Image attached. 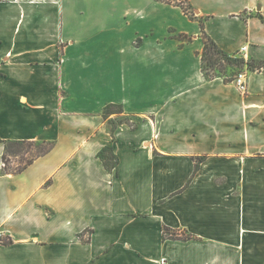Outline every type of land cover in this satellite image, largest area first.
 <instances>
[{"label": "crops", "instance_id": "0c3cea01", "mask_svg": "<svg viewBox=\"0 0 264 264\" xmlns=\"http://www.w3.org/2000/svg\"><path fill=\"white\" fill-rule=\"evenodd\" d=\"M131 3L0 0V264H264V70L202 61L203 31L264 61V0ZM2 139L55 145L13 173Z\"/></svg>", "mask_w": 264, "mask_h": 264}, {"label": "trees", "instance_id": "16d2710c", "mask_svg": "<svg viewBox=\"0 0 264 264\" xmlns=\"http://www.w3.org/2000/svg\"><path fill=\"white\" fill-rule=\"evenodd\" d=\"M166 3L170 4H183V0H160ZM184 7V6H183ZM189 6L184 7L185 11L188 13L189 11ZM201 28L202 31L204 30L203 27V22L201 21ZM202 38L204 40V48L202 51V61H203V70L207 76H211L208 72L205 71L206 66L205 62L210 63L212 66L217 63L215 61V58L213 54H218L220 55L225 61H228L229 63L232 62H241L245 63L247 65V68L250 70H259L263 71L264 70V61L263 60H256V59H251L250 61L244 60V58H238L234 56H230L227 53H225L219 46L209 37L204 31L202 33ZM180 39L182 40H190V37L187 35H180ZM124 112V108L120 104H108L105 106L103 115L105 118H108L111 116L113 113H122ZM122 123V122H120ZM126 123H128L132 128L136 126L135 123L131 122L129 118H127ZM1 140V139H0ZM113 141L115 138L113 137ZM5 150L3 153V163H4V170L5 172H21L23 171L29 164H31L37 157L45 155L51 149L54 147L55 143L53 141H34V140H12V139H5ZM36 147L38 150L35 154H32L31 156H24V152L28 153L30 152L32 147ZM9 157H18L20 158L19 164L16 167H10L9 166ZM99 157L102 159L104 165L109 169L113 170L115 167H117L119 158L115 154L112 145H109L105 147L100 153ZM199 164H196V169L198 168ZM164 235L165 237H170L173 239H181V240H187L192 238L191 235L186 234V233H180L177 230H172L168 227H164ZM1 242L4 244H9L12 241V239H1Z\"/></svg>", "mask_w": 264, "mask_h": 264}, {"label": "rangeland", "instance_id": "374dc122", "mask_svg": "<svg viewBox=\"0 0 264 264\" xmlns=\"http://www.w3.org/2000/svg\"><path fill=\"white\" fill-rule=\"evenodd\" d=\"M108 2H113V5L111 6V8H113V12L115 14H117L116 17L123 19L124 22L130 20V19H135L134 18V13L130 12L128 13V15L126 16L124 14V12L126 11L127 7H131L132 6V0H82V5L80 7H87V12L91 11L92 14H101V12L105 11V7H107V3ZM188 5H185V7H187ZM189 8V7H188ZM80 10V9H78ZM189 11L190 8H189ZM83 14V13H82ZM135 27V26H134ZM134 27H132V29H127L124 32V37L126 40H130L134 37V34L136 32V30L134 29ZM142 38L144 39V37L142 36ZM107 43L110 44L109 41H107ZM215 61H217V63L215 65H211L208 62H205V66L206 69L205 71L208 72L209 74H211V76L214 75H226V76H231V77H235L238 73L245 71V68H247V65L241 62H232L229 63L228 61H225L220 55L218 54H213ZM234 57H238V58H244L245 62L246 61H250L252 58H249L247 55L244 56L243 53L237 54ZM108 65H110V60ZM123 113V112H122ZM121 114V113H119ZM119 122H125L127 121L126 117H122V118H117ZM37 148L36 147H32L30 152L25 153L24 152V156L28 157L31 156L32 154H35L37 152ZM20 158L18 157H9V166L10 167H16L19 164Z\"/></svg>", "mask_w": 264, "mask_h": 264}, {"label": "built area", "instance_id": "2783aa9c", "mask_svg": "<svg viewBox=\"0 0 264 264\" xmlns=\"http://www.w3.org/2000/svg\"><path fill=\"white\" fill-rule=\"evenodd\" d=\"M241 53H243V55L244 56H246V47L245 46H243V47H241ZM245 78H246V73L243 71V72H240V73H238L235 77H234V81L236 82V84H237V87H238V90L240 91V92H242V93H244V92H246L247 91V83H246V80H245ZM159 264H167L166 263V260L165 259H161L160 261H159Z\"/></svg>", "mask_w": 264, "mask_h": 264}]
</instances>
